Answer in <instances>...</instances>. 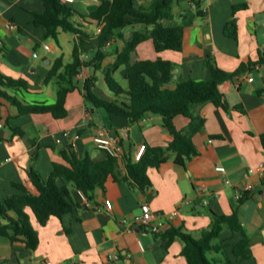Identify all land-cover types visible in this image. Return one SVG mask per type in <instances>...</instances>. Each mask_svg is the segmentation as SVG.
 Listing matches in <instances>:
<instances>
[{
    "label": "crops",
    "instance_id": "crops-1",
    "mask_svg": "<svg viewBox=\"0 0 264 264\" xmlns=\"http://www.w3.org/2000/svg\"><path fill=\"white\" fill-rule=\"evenodd\" d=\"M152 0H136L148 8ZM195 0H178L172 5V26L184 27L181 52L157 54L151 40L139 45L131 61L155 60L159 56L175 64L174 80L201 81L210 76L205 65L210 58L222 71L236 72L242 65L253 64L249 71L220 85L228 109L212 103L196 106L193 114L204 119V126L192 137L198 155L175 163V156L158 169H149L151 186L144 192L112 180L106 189H97L89 206L79 191L70 190L71 200L78 205L61 220L52 219L40 226L34 217L31 223L39 234V246L29 250L23 243L0 238V264H188L182 255L185 243L177 238L168 247L160 235L152 234L136 222L141 207L162 215L167 228L200 238L210 228L212 214L229 216L234 211L250 242L252 258L243 264H264V198L258 191L264 183V0H203L193 9ZM79 12L73 19L86 36L60 32L59 44L46 38V30L34 25L35 14H42V0H0V40L6 52L0 55V73L13 80H23L30 91L8 90L29 103L51 105L59 90L55 78H46L55 61L63 57L64 67L72 63L75 48L84 62L76 78L77 87L68 94L64 119L52 114L20 115L17 109L0 98V201L19 194L13 184L31 189L28 171L34 169L46 181L53 172V163L62 162L60 151L74 146L84 158L98 159L104 155L94 143L97 129L118 139L120 154L132 157L140 146L167 147L172 136L159 115H148L139 123L94 109L85 102L83 87L96 76L94 93L107 101H121L105 82L107 74L125 47L128 39L141 26L126 28L101 48L104 58L97 60L99 24L90 18L87 8L99 7L98 0H75ZM96 11V10H95ZM234 22V26L230 23ZM122 68L112 72L123 87ZM175 82L169 86L176 87ZM174 124L180 131L190 124L179 116ZM223 167L225 172L216 168ZM261 169V173L256 170ZM254 173L248 175L249 171ZM255 186V195L245 194L236 200L238 191L247 184ZM63 186L62 181H58ZM113 204L111 211L105 201ZM190 201V203H187ZM0 219V225L5 224ZM223 238L237 242L241 234L225 229ZM118 257L114 259L113 257Z\"/></svg>",
    "mask_w": 264,
    "mask_h": 264
},
{
    "label": "trees",
    "instance_id": "trees-1",
    "mask_svg": "<svg viewBox=\"0 0 264 264\" xmlns=\"http://www.w3.org/2000/svg\"><path fill=\"white\" fill-rule=\"evenodd\" d=\"M42 1L45 11L35 14L34 25L46 30V38H51L59 44L58 36L62 31L84 39L86 34L74 21L73 18L78 14L70 4L63 3L62 0ZM98 1V9L90 16L102 27L97 36L100 48L96 61L103 60L101 48L120 31L136 26L143 29L133 31L130 37L125 39L124 50L112 66V72L122 68L121 74L126 78L127 87H123L113 78L112 72L105 77L109 91L122 100L111 102L96 96L94 88L98 78L91 76L83 87L85 102L94 109L122 117L132 124L141 122L148 115H159L163 119L164 127L172 136V141L167 147L146 146V151L138 162L126 155L115 157L106 152L98 159L90 156L81 158L70 145L60 151L62 162L53 163V172L48 180L45 181L37 171L30 169L28 177L34 189L23 184H13L20 193L0 201V219L6 221L0 225V238H7L11 243H23L32 251L39 246V234L31 223V217H34L40 226H46L52 219L61 220L78 207L71 200V189L82 192L89 201L97 189L104 191L110 180L144 192L151 186L149 169L160 168L171 155L175 156V163L179 166L197 156L198 150L192 137L203 128L204 119L193 114L194 107L212 103L227 110L220 85L249 71L253 65H242L236 72L228 73L219 69L208 58L205 61L210 71L208 79L175 82L176 66L171 61L159 56L155 60L132 62L131 54L139 45L149 40L153 42L158 55L165 51H182L184 27L167 24L172 19V5L178 0H152L148 8L138 6L136 0ZM230 26L233 27L234 22H231ZM4 52L6 47L3 45L0 55ZM63 65L61 56L55 61L46 78L47 84L55 78L58 80L59 90L54 104H29L17 96H10L6 91H30L31 88L27 82L7 78L1 73L0 98L14 106L20 115L49 113L55 119H64L68 114L65 108L67 96L77 87L76 78L84 66L78 48L74 50L72 63L60 72ZM174 82L176 87L170 89L169 86ZM179 116L190 120L186 130L180 131L176 128L174 121ZM58 181H62L64 185L59 186ZM242 201L241 199L240 202ZM212 217L210 228L204 230L198 239L176 228H170L157 235L163 239L165 248L180 238L185 243L182 255L186 257L188 264H243L250 260V242L237 212L234 211L229 216L213 213ZM225 229L233 235L241 234V238L237 242H233L232 238H223Z\"/></svg>",
    "mask_w": 264,
    "mask_h": 264
},
{
    "label": "built area",
    "instance_id": "built-area-1",
    "mask_svg": "<svg viewBox=\"0 0 264 264\" xmlns=\"http://www.w3.org/2000/svg\"><path fill=\"white\" fill-rule=\"evenodd\" d=\"M75 0H62L63 3H66V4H73ZM203 0H195L193 1V3L191 4L192 5V8L193 9H198L199 8V5L200 3L202 2ZM101 26H99V28L97 29V32L96 34L99 35L100 32H101ZM3 47V43L2 41L0 40V48ZM93 140H94V143L97 145V147L106 152L107 154L111 155V156H115V157H119L121 156L120 154V145H119V141L118 139L116 138H113L111 136H109L107 134V132L104 130V129H97L93 135ZM74 147V146H73ZM146 151V146L145 145H142L140 146V148L138 149L136 155L134 156V160L136 162H138L139 160H141L142 156L144 155ZM216 170L218 172H225V168L223 167H218L216 168ZM257 172H262L261 169H258L256 170ZM254 173V171H249L248 172V175ZM256 193V190H255V186L251 183H247L243 189H241L240 191H238L237 195H236V200L237 201H240L243 196L245 194H248V195H255ZM81 198L83 199V201L85 202V204L87 206H89V201L88 199L86 198V196L82 193V192H79ZM261 197L264 198V183L261 185V188L260 190L258 191V193ZM187 203H190V201H188ZM105 207L108 211H111L112 208H113V204L111 201L109 200H106L105 201ZM141 215L139 217L136 218V222L146 228L147 231L151 232L152 234H162L166 231V228H167V225H166V222L163 221V218H162V215H158V214H155L150 206L148 204H144L142 205L141 207ZM114 259H118V257H113ZM49 264V263H48Z\"/></svg>",
    "mask_w": 264,
    "mask_h": 264
},
{
    "label": "water",
    "instance_id": "water-1",
    "mask_svg": "<svg viewBox=\"0 0 264 264\" xmlns=\"http://www.w3.org/2000/svg\"><path fill=\"white\" fill-rule=\"evenodd\" d=\"M97 9H98V6L97 5H92V6H89L88 7V11H95ZM125 77H127V76H125Z\"/></svg>",
    "mask_w": 264,
    "mask_h": 264
},
{
    "label": "rangeland",
    "instance_id": "rangeland-1",
    "mask_svg": "<svg viewBox=\"0 0 264 264\" xmlns=\"http://www.w3.org/2000/svg\"><path fill=\"white\" fill-rule=\"evenodd\" d=\"M71 7L74 9L75 6H74V5H71ZM74 10H75V9H74ZM87 10H88V8H87ZM75 11H76V10H75ZM76 12H77V11H76ZM78 13H79V12H77V14H78Z\"/></svg>",
    "mask_w": 264,
    "mask_h": 264
}]
</instances>
